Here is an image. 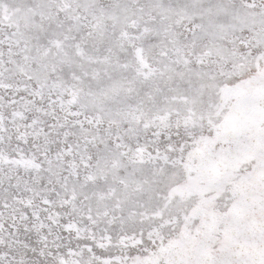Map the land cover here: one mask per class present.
Instances as JSON below:
<instances>
[{
	"label": "rangeland",
	"instance_id": "374dc122",
	"mask_svg": "<svg viewBox=\"0 0 264 264\" xmlns=\"http://www.w3.org/2000/svg\"><path fill=\"white\" fill-rule=\"evenodd\" d=\"M0 264H264V0H0Z\"/></svg>",
	"mask_w": 264,
	"mask_h": 264
}]
</instances>
